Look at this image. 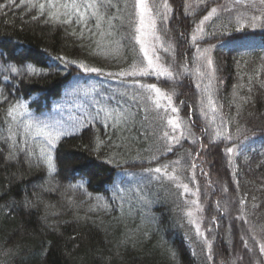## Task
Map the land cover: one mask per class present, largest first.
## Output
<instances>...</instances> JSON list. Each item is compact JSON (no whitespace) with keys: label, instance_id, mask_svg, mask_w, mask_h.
Returning a JSON list of instances; mask_svg holds the SVG:
<instances>
[{"label":"trees","instance_id":"16d2710c","mask_svg":"<svg viewBox=\"0 0 264 264\" xmlns=\"http://www.w3.org/2000/svg\"><path fill=\"white\" fill-rule=\"evenodd\" d=\"M168 2L170 18L159 28L164 41L175 46V61L162 50L160 54L165 65L181 74L175 81L154 75L136 79L156 84L172 96L180 120L191 125L198 143L188 136L166 151L162 136L171 129L161 118L163 110L153 111L139 97L133 101L117 96L111 106L118 101L132 117L119 129L89 119L74 135L61 138L53 153L52 176L44 168L29 167L23 154L18 161L6 159L9 104L25 102L34 116L54 122L84 115L91 99L82 95L84 91L96 88L112 96L127 87L129 96L135 95L140 90L133 87L132 78L120 84L105 75L84 73L76 64L65 65L57 57L116 73L137 58L133 49L138 45L127 25L121 27L116 21V33L107 40H119L120 53L106 57L93 42L99 37L89 39L85 32V38L79 39L70 34L71 27L46 23V16H39L36 9L29 11L20 0L0 8V92L7 96L0 103V264H264L256 243L264 242V29L248 30L244 34L251 39L243 42L225 43L233 37L211 35L199 41L201 48L215 46V79L209 92L223 106L226 132L233 135L231 141L219 138L209 143L201 131L207 117L200 109L208 81L201 83L195 73L191 34L211 7L228 0H208V7L188 14L185 5L194 0ZM8 4L9 0H0V5ZM231 15L225 11L213 23L226 22ZM207 31H213L211 24ZM28 64L40 68L41 74L4 71ZM241 84L244 87L238 88ZM234 91L247 103L234 102ZM21 133L18 130V143L24 139ZM97 137L104 141L99 151L94 150ZM200 144L205 145L203 150ZM226 146L237 149L231 157ZM153 156L159 159L149 163ZM176 160L183 169L177 173L182 182L192 191L199 189L203 237L188 219V195L173 181L148 171ZM193 163L197 165L194 180ZM204 238L212 244V260Z\"/></svg>","mask_w":264,"mask_h":264},{"label":"snow or ice","instance_id":"6c2138e0","mask_svg":"<svg viewBox=\"0 0 264 264\" xmlns=\"http://www.w3.org/2000/svg\"><path fill=\"white\" fill-rule=\"evenodd\" d=\"M20 3L26 5L29 11L36 9L39 16H46V23L71 27L72 31L70 34L79 39L85 38V32L89 33V39L99 37L98 39H94L93 42L106 57L109 55L116 56L120 53V41L107 40L108 37H114L116 33L117 24L115 22L119 21L121 27L127 25L130 29L132 40L135 45H138V49H133L137 58L133 60L127 69L116 73H104L101 68L90 67L83 62L78 63L67 60L65 57H57V59L63 61L65 65L76 64V67L84 73H96L117 79L120 84H127L128 78H132L133 87L138 88L140 92L129 96V88L127 87L120 91H114L112 96H106L96 88L84 91L82 93L83 96L91 97L90 101L86 102L87 108L84 109V115L71 118L67 121L57 120L53 122L40 119L28 110L27 103L19 100L15 103H10L6 111L8 135L4 138V142L8 144V156L6 159L18 161L20 154H23L25 162L29 167L44 168L47 174L52 176L56 171L53 153L61 138L74 135L76 131L88 123L89 119L91 121H102L105 128L119 129L132 117L133 114L127 109L119 107L118 101L117 106H111L110 102L117 96L128 97L133 101H137L139 97L147 101L153 111L164 110V115L161 118L166 121L167 127L171 129L170 132L165 130L162 136L167 143L166 151L171 152L175 144H180L181 140L187 139L188 136L193 137L192 142L194 144L198 143L195 133L192 132L191 125H184L183 121L180 120L178 115L179 109L173 105L172 96L162 91L156 84H145L136 79L137 77L154 75L157 79L163 77L167 80L175 81L181 74L178 72L174 73L171 64L165 65L160 54L162 50L169 54L173 62L175 61V46L164 41L161 29L159 28V25L168 22L170 13L172 12L168 0H116V2L114 0H44V2H41V0H20ZM15 4L16 0H9L8 5H0V8ZM202 6L208 7V0H194V3L186 4L185 12L186 14L189 13V10L194 12ZM225 11L233 13V15L229 16L226 22L213 23ZM37 18L36 15L33 16V19ZM90 23L91 27L89 26ZM210 24L213 27V31L209 33L207 27ZM74 25L75 27H73ZM77 29H79V32H77ZM256 29H264V0H228V3L225 5L211 7L207 11V14L195 25L191 34L192 45L196 48L195 73L200 78L201 83L204 79L208 81L203 88V91L207 95L206 97H202L200 109L201 114L207 117V126L201 131L205 136H208L209 143H215V140L219 138L231 141L233 135L226 132V123L228 122L224 120L220 113V109L223 106L217 105L213 95L209 92L215 79L216 69L212 56L215 46L209 45L208 47L201 48L199 41L211 35L233 37L232 40L225 41V43L243 42L251 39L244 33L248 30L255 31ZM234 33H241V35L233 36ZM111 44H114L115 47H109ZM0 56H3V53H0ZM181 67L184 73L189 71L187 64H183ZM4 71L17 75H40L42 70L33 64H28L23 68L10 66L4 69ZM7 79L8 77L5 76V80ZM249 82H251V77L249 78ZM201 83H196L197 89H201ZM237 87L243 88L244 85L241 84ZM261 87H264V83L261 84ZM248 90L251 91V88ZM233 96L234 102L236 99H240L247 103V99L240 97L238 92L234 91ZM5 100H7V96H4L0 92V103H3ZM165 100L167 103H162ZM205 108L207 112H205ZM88 109H91V111H88ZM170 113L177 115L173 117ZM217 120H219V123H217ZM214 124L216 125L215 127H213ZM18 130H22L21 134L24 137L19 143L16 139ZM239 132L240 130L237 129V133ZM103 144L104 141L97 137L94 150L99 151ZM199 146L202 150L205 147L203 144ZM236 150L235 146H226L225 148V152L229 157ZM197 156H199V153H197ZM157 159H159L157 156H153L149 160V163ZM180 163V160H176L171 165L162 164L158 167L150 168L148 171L173 181L177 188L183 189V193L191 191V194L197 197L192 203L197 206L198 210L202 211L198 200L199 189L197 188L195 191L190 190L188 184L183 183L177 174L178 171L183 170L179 167ZM196 168L197 165L193 163L191 165L193 180L195 179ZM200 171L204 172L202 168ZM204 174L207 175V173ZM80 187L82 188L83 185H80ZM97 199L99 200V198ZM244 203L245 200L241 199L240 204L243 206ZM30 204V201L26 202V206ZM104 206L106 207V205ZM187 215L192 217L193 212L190 210L187 212ZM238 218L243 219L242 216ZM191 222L195 223V221ZM196 233L201 237L204 236L198 224L196 225ZM252 239L256 240V237L253 236ZM204 243L209 253L208 259L212 260V244L207 238H204ZM256 243L260 254L264 255V242L256 240ZM244 247L246 249L249 248L247 241L244 242ZM233 264H235V261H233Z\"/></svg>","mask_w":264,"mask_h":264},{"label":"rangeland","instance_id":"374dc122","mask_svg":"<svg viewBox=\"0 0 264 264\" xmlns=\"http://www.w3.org/2000/svg\"><path fill=\"white\" fill-rule=\"evenodd\" d=\"M162 103H167V101L165 100V101H162ZM163 110V109H162ZM163 112H164V110H163ZM170 115L171 116H173V117H175L176 116V114L175 113H170ZM171 131V130H170ZM189 189L190 190H192L190 187H189ZM188 195V202H189V204H191V207H189V209H188V211H192L193 212V216L192 217H189L188 216V219H189V221H190V223L191 224H193V226L195 227V229H196V225L198 224L199 226H200V228H201V225H200V212H201V210H198L197 209V206L196 205H194L193 203H192V201L193 200H196L197 199V197L196 196H193L192 194H191V191L189 192V193H185V195ZM199 207L201 208V206H200V204H199ZM191 221H195V223H192Z\"/></svg>","mask_w":264,"mask_h":264}]
</instances>
